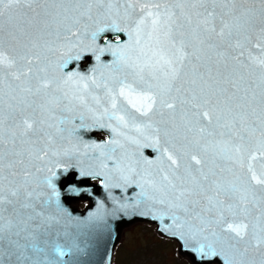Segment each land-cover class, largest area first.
<instances>
[{
  "label": "snow or ice",
  "instance_id": "6c2138e0",
  "mask_svg": "<svg viewBox=\"0 0 264 264\" xmlns=\"http://www.w3.org/2000/svg\"><path fill=\"white\" fill-rule=\"evenodd\" d=\"M93 6L105 23L90 33L98 50L86 51L97 66L121 74L104 79L93 70L69 93L65 87L77 73L64 69L81 55L60 65L63 79L49 76L38 66L41 47L51 52L52 43L41 45L38 37L82 42L89 34L78 26L93 20ZM108 29L124 33L127 43L100 46L97 37ZM105 53L111 63L101 61ZM38 94L56 106L66 101L64 111L83 110L48 132L51 123L26 111ZM88 119L110 131L107 140L83 143V151L51 147L65 131L60 124H72L75 136L92 130ZM130 145L157 155L138 158ZM60 155L98 161L97 170L79 176L102 178L105 189L138 188L135 198H117L115 205L147 203L151 219L171 220L161 231L194 245L202 258L264 264V0H0V264H59L52 257L65 254L56 247L49 255L39 240L42 226L59 222L47 208L54 200L61 209V191L54 173L43 181L36 175ZM63 191L91 194L74 184Z\"/></svg>",
  "mask_w": 264,
  "mask_h": 264
},
{
  "label": "water",
  "instance_id": "95a60500",
  "mask_svg": "<svg viewBox=\"0 0 264 264\" xmlns=\"http://www.w3.org/2000/svg\"><path fill=\"white\" fill-rule=\"evenodd\" d=\"M105 23V19L103 17L96 16V7L93 6V20H88L85 17L81 24L78 26L81 32H87L89 36H85L82 42H77L74 39L66 40L61 36L60 39H57L53 34L51 36L45 35L42 39L38 37V43L43 45L45 41H51L53 51L49 52L46 48L41 47L40 51L42 53L41 63L38 67H46L47 74L49 76H56L59 79H63L67 72L69 73H77L73 77V81H70L68 85L65 87V91L71 93L73 91V84L79 83V76L81 75H89L93 70H95L97 77L100 78L101 74L104 79H110L114 75H120V70L114 69H106L103 67V64L97 66L94 60V54L86 51L87 49H97V44H94L90 39V33L95 31L98 26H103ZM125 21L121 18V27L125 26ZM85 26H87L85 28ZM108 34V38L103 41L102 35ZM113 35H119V42L127 43V36L124 33H113L110 29L106 30L104 33H101L97 37V43L100 46H105L106 42L115 43L116 41L112 40ZM5 50H7V45L5 46ZM98 50V49H97ZM81 55L79 60H72L69 62L67 67L62 71L60 65L64 63V61L68 60L69 57H75L76 55ZM257 54L258 53H254ZM139 55L138 52H127L126 56L135 58ZM88 58V59H86ZM113 57L110 53H105L101 57V61L104 63H111ZM85 60H88L89 63L86 67H82L81 63ZM127 73V70H124ZM43 75V74H41ZM127 80L130 83L135 82L134 77L127 73ZM33 84H35V80H33ZM139 87H143V85L138 84ZM7 91V89H6ZM67 103L64 101L59 106L55 104H49V97L38 94L32 97V105L26 111H30L32 108H35L38 112V115L41 119H45L48 123L53 125L52 128H47L45 125V130L48 132L55 133V126L59 123V120L62 118H66V120H71L73 116L79 114L83 109L77 108L73 112L64 111V104ZM41 106H44L43 108ZM45 109H51V112L46 111ZM32 111V110H31ZM78 123V122H77ZM85 123L92 129L91 131H87V134L84 138L80 140L70 141L65 140V137L69 136V131L72 128V124L65 122L64 124H60L59 126L63 128L65 131L62 134L54 136V143L51 147L57 151L63 152L64 149L71 150L73 145H78L83 143H92L98 142L94 139L93 134L96 132H106L110 135V131L107 129H99L91 119L85 121ZM83 129L78 130V133ZM63 136V139H61ZM46 140V138H45ZM141 143H147L143 138ZM82 145H79L81 151H83ZM23 149L27 155L28 145H23ZM111 147V146H109ZM128 149L132 152L137 153V157H140V154L143 153V158L155 159L157 153L153 148L148 147H140L136 145L128 146ZM117 155H120V150H117ZM77 160H80L81 163L79 167L84 171L89 170H97L99 166L98 161H90L87 157H76L70 156L65 157L63 155L52 157L50 161H45L43 164V170L36 175V179L38 181H43L45 177L51 174H55V182L57 184L58 190L61 191L60 196V205L61 209H57L56 203L54 200L50 201V207L47 208V212L50 215L58 217V223H52L51 226L44 225L40 229L39 240L41 246L46 248L49 255L52 254L53 249L56 247H60L64 250L63 256H53V259H58L59 264H108V256H109V247L111 242L115 239L117 232L121 230L124 226L129 223L140 220L137 217L144 216L145 218L150 219L151 221L156 222L159 227L162 229L165 226L171 225V220H153L150 215H146L145 212L148 208L147 203H142L139 207H129L127 210H122L117 207L114 201L117 198L124 200L126 198H135L137 192H139L138 188L132 187L129 188L126 192L123 189H105L103 184H101L100 189L94 193L91 191V195H97L98 199H95L94 196V205L93 208L89 210L87 213L77 214L73 212L69 208V202L75 199L78 195H70L64 192V189H67L69 184H73L72 180H76V175L70 171L68 168L65 171V166L67 165H77ZM57 163L61 166L57 169ZM258 167V166H257ZM48 168L52 169L50 173ZM55 170L61 171L60 177H58ZM102 179V178H101ZM65 183V187H61V184ZM79 185L82 189L86 188L82 186V180L78 181ZM41 187L47 192L46 186L41 184ZM50 195V193H49ZM79 195H86L83 191L79 193ZM47 199L48 196L43 197ZM103 205V208H99V205ZM157 216L161 215L160 212L156 213ZM226 215L230 216V213H226ZM128 217H135L128 222H121L123 219ZM8 219V213H5V221ZM7 227V224H5ZM7 235V232L5 233ZM178 237V236H177ZM179 238V237H178ZM200 243L207 244L208 241H204L200 237L197 238ZM185 245V244H184ZM194 245L189 244L185 249L188 254L193 257H201L196 252L191 251V247ZM217 250H219V245H216ZM202 258V257H201ZM209 258L205 257L200 260V264H208L211 262H217L218 264H223V258L217 256L208 261ZM257 261H259V257H257ZM14 264V259H13Z\"/></svg>",
  "mask_w": 264,
  "mask_h": 264
},
{
  "label": "rangeland",
  "instance_id": "374dc122",
  "mask_svg": "<svg viewBox=\"0 0 264 264\" xmlns=\"http://www.w3.org/2000/svg\"><path fill=\"white\" fill-rule=\"evenodd\" d=\"M133 230L126 233L125 241L117 247L113 264H182L172 242L159 237L152 227L137 225ZM132 234L141 236L140 242H132Z\"/></svg>",
  "mask_w": 264,
  "mask_h": 264
}]
</instances>
